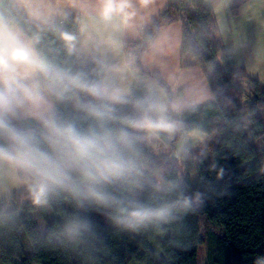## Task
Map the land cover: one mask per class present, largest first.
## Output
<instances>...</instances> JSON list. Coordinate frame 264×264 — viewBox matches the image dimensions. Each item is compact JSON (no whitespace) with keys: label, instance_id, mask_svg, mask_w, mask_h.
Returning <instances> with one entry per match:
<instances>
[{"label":"trees","instance_id":"trees-1","mask_svg":"<svg viewBox=\"0 0 264 264\" xmlns=\"http://www.w3.org/2000/svg\"><path fill=\"white\" fill-rule=\"evenodd\" d=\"M238 2L232 0L234 13ZM0 13L30 39H36L37 50L53 63L84 73L90 80L100 79L99 66L78 62L60 39L65 31L77 38L78 17L37 26L19 11L15 0H0ZM173 22L183 27V62L202 67L214 100L175 114L170 87L152 75L168 92L167 116L176 123V131L130 129L138 137L132 155L141 174L132 182L107 187L126 203L168 206L169 215L129 228L116 222L115 206L105 207L59 189L49 195L47 203L37 205L30 192L35 178L16 169L19 179L29 185L18 195L0 199L1 264H199L201 245L206 249L205 264H257L258 258L264 260V84L248 75L244 67L231 65L214 11L202 3L172 2L142 32L141 40L128 46V57L141 71L142 55L154 44L161 27ZM79 97L88 99L84 93ZM55 107L63 119L85 127L91 122L75 99L56 101ZM117 114L121 118L138 115L131 97L127 104L117 106ZM16 123L38 127L32 119ZM194 130L204 132L206 139L176 155L177 144ZM206 146L208 157L201 153ZM146 176L159 177L162 188L154 180L145 184ZM45 208L53 218L46 217L48 229L41 235L32 213ZM65 217L72 225V235L63 222Z\"/></svg>","mask_w":264,"mask_h":264},{"label":"clouds","instance_id":"clouds-1","mask_svg":"<svg viewBox=\"0 0 264 264\" xmlns=\"http://www.w3.org/2000/svg\"><path fill=\"white\" fill-rule=\"evenodd\" d=\"M126 7L124 0H103L100 16L111 21ZM29 14L39 18L31 9ZM60 39L73 51V34L62 32ZM36 43L0 15V140L4 141L0 165L35 178L30 192L37 205L47 203L49 195L59 189L105 207L115 206L116 222L129 228L164 219L170 213L168 206L126 203L107 187L132 182L141 174L132 155L138 137L130 129L176 131L166 106L147 96L135 102V118H121L117 106L128 103L125 89L107 77L90 80L84 73L60 67L38 51ZM79 93L88 99L82 100ZM66 99H75L90 119L86 127L55 113V102ZM23 118H31L38 127L18 126L16 121Z\"/></svg>","mask_w":264,"mask_h":264},{"label":"crops","instance_id":"crops-1","mask_svg":"<svg viewBox=\"0 0 264 264\" xmlns=\"http://www.w3.org/2000/svg\"><path fill=\"white\" fill-rule=\"evenodd\" d=\"M15 1L19 11L37 26L61 21L71 15L78 17L79 34L72 51L75 59L80 63L98 65L100 79L107 77L125 89L132 98L134 111L135 102L147 96L167 108L168 92L152 75L170 87L173 93L171 108L175 114L184 108L214 100L202 67L198 64L188 66L183 62V27L180 22L161 27L154 44L142 55L143 71L128 57L131 53L128 46L140 41L142 32L172 2L182 5L202 3L212 7L231 65L244 67L248 75L264 84V0H238L236 13L232 10V0H124L127 4L124 13L114 15L108 22L100 16L103 0ZM30 9L38 13L39 18L30 15ZM15 28L24 38L30 39L21 29ZM54 111L57 112L55 106ZM24 119L31 118L20 120ZM205 139L206 134L202 131L187 132L176 146V155L180 156L188 147L199 146ZM28 185L19 179L16 169L7 164L0 165V199L18 195ZM47 229L39 230L40 234L44 235Z\"/></svg>","mask_w":264,"mask_h":264},{"label":"rangeland","instance_id":"rangeland-1","mask_svg":"<svg viewBox=\"0 0 264 264\" xmlns=\"http://www.w3.org/2000/svg\"><path fill=\"white\" fill-rule=\"evenodd\" d=\"M187 140L188 139H186V141ZM186 141H184V143ZM180 145H182V143ZM201 153H202V156H204V157L209 156L207 146L201 150ZM181 154H179V155H181ZM197 158L198 157H194L195 160H197ZM193 177H194V184L196 185L197 184V173H195ZM150 180H154L157 183L158 187L162 188V184L160 182L159 177L154 176L151 178L150 176H146L145 180H144L145 184H150L151 183ZM32 215H33V218H34V221L36 223L38 230H41L42 232L47 229L46 217L49 219L53 218V214H52L51 210H49L48 208H45L44 211H34L32 213ZM63 222L66 226V229L68 230L69 235H72L73 229H72V225L69 221V218H67V217L63 218ZM200 229H201V234H202L203 239H206L205 225H204V222L202 220H200ZM205 251H206L205 245H201L199 247V255H198V263L199 264H205ZM0 264H1V262H0ZM257 264H264V260L261 258H258Z\"/></svg>","mask_w":264,"mask_h":264},{"label":"bare ground","instance_id":"bare-ground-1","mask_svg":"<svg viewBox=\"0 0 264 264\" xmlns=\"http://www.w3.org/2000/svg\"><path fill=\"white\" fill-rule=\"evenodd\" d=\"M47 228H48V226H47Z\"/></svg>","mask_w":264,"mask_h":264}]
</instances>
